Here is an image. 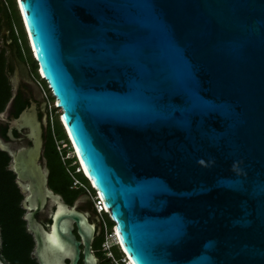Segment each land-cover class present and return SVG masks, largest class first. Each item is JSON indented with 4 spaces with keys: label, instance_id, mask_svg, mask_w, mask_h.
I'll use <instances>...</instances> for the list:
<instances>
[{
    "label": "water",
    "instance_id": "water-1",
    "mask_svg": "<svg viewBox=\"0 0 264 264\" xmlns=\"http://www.w3.org/2000/svg\"><path fill=\"white\" fill-rule=\"evenodd\" d=\"M15 1L132 264H264V0ZM34 109L8 132L28 129L30 145L2 149L26 194L33 256L100 264L96 225L48 187ZM48 202L49 230L36 219Z\"/></svg>",
    "mask_w": 264,
    "mask_h": 264
},
{
    "label": "trees",
    "instance_id": "trees-1",
    "mask_svg": "<svg viewBox=\"0 0 264 264\" xmlns=\"http://www.w3.org/2000/svg\"><path fill=\"white\" fill-rule=\"evenodd\" d=\"M19 22L21 23V28L19 27ZM6 29H8L9 36L4 38L3 34ZM8 40H11L9 47L13 49L23 61L28 63L35 79L43 87L42 82L44 81L38 74V65L29 46L16 1L0 0V43ZM6 51V47L1 46L0 114L6 110L13 96L12 87L8 78ZM43 89L47 94L48 104L50 103L52 105L55 100L47 84L46 88L43 87ZM48 110L47 107V115L49 112ZM53 111H56V109L53 108ZM47 120L48 125L44 157L47 160L50 173L49 185L55 193L67 196V202L71 206L79 196L89 197L84 189L72 188L73 176L70 171L74 172L75 167L68 169V165L71 164L73 160L64 162L63 154H66V150H64L63 154H60L58 151V142L64 141L66 144H69L66 133L60 123L59 116L57 115L53 122L50 121L49 117ZM10 163L11 156L0 148V231L3 253L10 264H37L32 258L35 243L32 235L27 232V223L23 218L26 213V210L21 205L24 200V195L16 182L15 173L8 169ZM74 176L79 180L81 177L88 182L82 173L75 174ZM90 189L93 191L92 188ZM91 206L93 212L97 215L93 205ZM104 216L111 222L107 214H104L103 217ZM106 225L108 230L112 231L114 224L112 223L111 227L108 226V223ZM105 237L106 234L102 227L101 234L98 237L96 236L93 242V252L99 259L100 264H114V262H111L112 260L110 258L106 257V252L102 249ZM111 252L116 260L122 259L123 255L117 247H113ZM80 264H82V262H80Z\"/></svg>",
    "mask_w": 264,
    "mask_h": 264
},
{
    "label": "flooded vegetation",
    "instance_id": "flooded-vegetation-1",
    "mask_svg": "<svg viewBox=\"0 0 264 264\" xmlns=\"http://www.w3.org/2000/svg\"><path fill=\"white\" fill-rule=\"evenodd\" d=\"M8 36H9V32H8V29H6L5 33L3 34V37L7 38ZM3 43H4L3 47H6V50H7L6 56H7V64H8V78H9V81L12 87L13 102H12V105L9 111L6 113L5 116L1 117V114H0V148L8 150V151H17L19 149H22L30 145V142L27 139V135L29 133L28 129L23 128V129L17 130L16 128H14L12 130V133H13L15 140H11L8 137V132H9V129L11 128L13 119L17 120L24 111L30 112V108L34 107L35 108L34 114L36 115L37 119L41 123L42 137H43V142H44V149H43L41 165L42 167H45L48 170V163L44 157L45 156V140L47 137V125H48L47 94L45 93L43 87L35 79V76L33 75V72L31 68L29 67L28 63L23 61L19 57V55L13 49L9 47L11 44V40L4 41ZM8 169L12 170L11 163L9 164ZM49 176H50V173H49ZM49 176H48V187L49 189H51L49 185ZM16 182L19 188L21 189V192L24 195V200H25L26 194L24 193L22 184L18 182L17 177H16ZM58 195H60L62 200L67 205H69L67 202L68 200L67 196L61 195V194H58ZM24 200L22 201L21 205L26 210V205H25ZM91 205H92V202L90 198L79 196L73 202L71 206H76L78 211L85 213L90 219V221L96 225L97 237H98L101 234V227H100L99 220L96 218V215L92 210ZM53 211H54V205L48 202L45 208L36 215V219L47 230H49V227L51 225ZM75 234L77 235L76 231H75ZM34 250H35V245H34ZM34 250L32 253V258L37 263V260L33 256ZM0 264H10L8 260L5 258L4 253H3L2 241H1V231H0Z\"/></svg>",
    "mask_w": 264,
    "mask_h": 264
},
{
    "label": "built area",
    "instance_id": "built-area-1",
    "mask_svg": "<svg viewBox=\"0 0 264 264\" xmlns=\"http://www.w3.org/2000/svg\"><path fill=\"white\" fill-rule=\"evenodd\" d=\"M56 103V101H55ZM56 111H53V107L52 105L49 103L48 104V117L50 119L51 122H53L54 118L58 115L59 119L61 117V115L58 114L57 109L60 110L58 107H55ZM61 113V110H60ZM70 144V142H69ZM66 144L64 141H60L58 142V151L60 152V154H63L64 150H66V154H63V161L67 162L68 160H73L71 164L68 165V169H70L71 167H75L74 172L70 171V173L72 174V178H73V183H72V188L73 189H84L87 194L88 197L92 200V205L94 210L96 211V213L98 215H104L106 214V210L103 204V201L101 200V198L99 197V195L97 194V192L93 189V186L91 185V183L88 181L90 188L93 189V191H91L90 188H87L85 184H83L79 179H77L74 175L75 174H83L82 168L80 166V163L77 160L76 154L70 144ZM68 146V147H67ZM67 147V148H66ZM106 237H105V241L104 244L102 246L103 251H105L107 254L109 253L110 255H108V258L113 259L115 264H130L129 260L127 259V256H124L123 254V259L121 260H116L115 257L113 256L111 249L113 247H117L119 250V243L116 240V237L114 235V227L112 228V231H109L107 228V225L104 228Z\"/></svg>",
    "mask_w": 264,
    "mask_h": 264
},
{
    "label": "rangeland",
    "instance_id": "rangeland-1",
    "mask_svg": "<svg viewBox=\"0 0 264 264\" xmlns=\"http://www.w3.org/2000/svg\"><path fill=\"white\" fill-rule=\"evenodd\" d=\"M19 27L21 28V23H20V22H19ZM24 39H25V37H24ZM3 44H4V43H3V41H2V43H0V48H1V46H3ZM25 44H26V43H25ZM40 82H41V81H40ZM42 85H43L44 88H46V83H45V82H42ZM52 107H53V108L57 107L55 101L53 102ZM55 109H56V108H55ZM57 112H58L59 115H61L60 110L57 109ZM69 146H70V144H69ZM67 147H68V146H67ZM67 147H66V148H67ZM80 180H81L82 183H84V184L86 185L87 188H89L90 185H88V182H87L86 180H84V179L81 178V177H80ZM90 200H91V199H90ZM91 202H92V200H91ZM97 215H98V214H97ZM97 215H96V218L99 220V223H100V227H101V229H102V227H103V229H104L107 223H108V226H109V227L112 226V222H110V221L107 219L106 216H104V217H105V219H104L103 215H102V216H101V215H98V216H97ZM106 222H107V223H106ZM108 255H110V254H109V253H108V254L106 253V257H108ZM122 259H123V257H122ZM111 260H112L111 262H114L113 259H111ZM114 264H115V263H114Z\"/></svg>",
    "mask_w": 264,
    "mask_h": 264
},
{
    "label": "bare ground",
    "instance_id": "bare-ground-1",
    "mask_svg": "<svg viewBox=\"0 0 264 264\" xmlns=\"http://www.w3.org/2000/svg\"><path fill=\"white\" fill-rule=\"evenodd\" d=\"M61 116H62V114H61ZM62 121V124H64V127L66 128V126H65V122H64V120H63V118L61 119ZM66 131H67V129H66ZM68 133V132H67ZM83 170V169H82ZM114 232V235H115V237H116V240H117V242L119 243V245H120V241H119V237H118V234H117V231H116V229L113 231ZM120 247H121V245H120ZM127 256V255H126ZM127 259L129 260V263L130 264H132V262L130 261V259L127 257Z\"/></svg>",
    "mask_w": 264,
    "mask_h": 264
},
{
    "label": "clouds",
    "instance_id": "clouds-1",
    "mask_svg": "<svg viewBox=\"0 0 264 264\" xmlns=\"http://www.w3.org/2000/svg\"><path fill=\"white\" fill-rule=\"evenodd\" d=\"M33 54V53H32ZM40 76V75H39ZM119 248H120V252L124 255V256H126L123 252H122V249H121V247H120V245H119Z\"/></svg>",
    "mask_w": 264,
    "mask_h": 264
}]
</instances>
